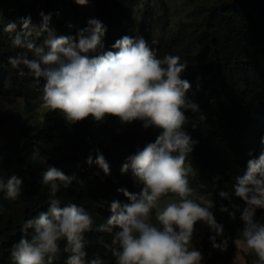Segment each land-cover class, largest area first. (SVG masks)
<instances>
[{"label": "trees", "instance_id": "16d2710c", "mask_svg": "<svg viewBox=\"0 0 264 264\" xmlns=\"http://www.w3.org/2000/svg\"><path fill=\"white\" fill-rule=\"evenodd\" d=\"M93 1L95 19L105 26L106 33L102 46L91 55L115 51L113 45L124 36L143 37L157 58L177 55L181 62L188 63L182 75L191 85L187 97L206 116L195 130L191 123L185 126L197 141L188 157L192 167L189 180L193 187L203 185L198 189L202 193L212 195L216 221L225 232L217 243L229 240L226 251L215 249L203 264H236L238 248L234 241L242 240L239 233L243 222L240 212L233 220L220 211L222 204L229 206L220 192L245 207L234 195L235 178L246 171L250 158L264 153V0H218L210 8L193 12L191 20L179 22L175 30L171 29V15L164 1L158 8L147 5L139 21L126 0ZM40 12L50 18L49 27L58 36L77 37L88 27L87 9L74 0H44ZM27 18L32 26L43 23L42 17L36 19L30 0H0V96L6 89L22 100L10 114L0 116V177L6 180L15 175L23 182L22 194L16 201L5 199L0 192V264H14L11 249L25 235V222L48 210L50 192L43 177L50 166L74 177L69 187L60 184L57 197L61 206L75 203L83 207L93 217L95 227L111 215L105 201L130 203L118 189L126 188L133 194L142 190L131 170L125 174L121 169L130 155L155 142L159 134L155 128L145 129L142 121L121 124V131L92 118L71 124L62 113L50 110L41 121H34L45 81L37 83L31 76L18 75L19 69L13 68L8 58L22 50L12 47L10 34L4 31L9 23L22 31L21 21ZM42 39L37 42L42 43ZM186 115L192 119L199 114L189 111ZM37 149L45 160L32 162ZM96 149L109 164V175L95 164H87L89 155L95 159ZM255 219L264 222V209H257ZM100 238L110 244L112 235L96 231L86 234V260L99 257L103 264H116L111 251L97 242ZM209 244L207 239L206 250ZM64 246L62 242L53 264H66ZM243 256L244 264H254V253L248 251Z\"/></svg>", "mask_w": 264, "mask_h": 264}, {"label": "clouds", "instance_id": "9594fccd", "mask_svg": "<svg viewBox=\"0 0 264 264\" xmlns=\"http://www.w3.org/2000/svg\"><path fill=\"white\" fill-rule=\"evenodd\" d=\"M74 2L86 6L88 0ZM41 17L39 26H32L27 18L21 21L22 31H16L13 23L4 31L10 34L12 47L22 50L8 58L11 66L19 69L18 75L31 76L37 83L45 81L42 108L59 111L71 124L89 118L100 123L114 117L122 125L142 121L145 129L155 128L159 134L155 142L130 155L121 169L125 174L131 170L142 190L133 194L126 188L118 189L130 203L105 201L111 215L95 227L93 217L83 207L75 203L61 206L57 197L60 184L67 188L74 177L50 166L43 177L50 192L48 210L25 222V235L11 249L14 264H53L62 242L66 264H103L99 257L86 260V234L92 231L112 235L110 244L103 238L97 242L111 251L116 264H202L201 252L191 243L200 222L215 233L210 237L212 247L226 251L228 239L217 243L224 228L214 217L211 194L202 193L198 189L204 186L193 187L189 180L188 157L197 141L185 126L191 123L195 130L206 116L187 97L191 85L182 75L188 63L177 55L157 58L143 37L124 36L113 45L115 51L91 55L102 46L106 33L98 19H90L77 37H68L58 36L49 27L50 18L43 13ZM41 37L42 43H38ZM189 111L199 115L190 119L186 115ZM95 151V159L89 155L87 164H95L109 175L104 155L99 149ZM42 160L45 157L35 150L31 161ZM22 183L15 175L6 180L0 177V192L5 199L16 201L22 194ZM234 195L245 207L222 191L220 197L229 206L222 204L220 211L233 220L241 213L242 240L234 242L254 253V264H264V222L255 219L257 209H264V153L250 158L246 171L235 178Z\"/></svg>", "mask_w": 264, "mask_h": 264}, {"label": "rangeland", "instance_id": "374dc122", "mask_svg": "<svg viewBox=\"0 0 264 264\" xmlns=\"http://www.w3.org/2000/svg\"><path fill=\"white\" fill-rule=\"evenodd\" d=\"M31 3H33L34 8V15L36 19H40L41 12L40 8L42 7L44 0H30ZM164 1L168 7L169 12L171 15V29L175 30L179 22L181 21H187L191 20L193 12L198 10L199 8H210L211 6L215 5L218 0H198L196 2H189L188 0H126L127 4L133 9L137 20L139 21L141 18V15L144 11V9L147 7V5H154L158 8V6L161 5V2ZM88 13H89V20L95 19L96 17V9L95 4L93 0H88V3L86 6H84ZM22 100L19 98L14 97L10 93L7 92L5 89L3 94L0 96V116L2 115H8L11 113V111L16 108L17 106L21 105ZM41 105V102H40ZM39 105L38 110L33 115L34 121H41L44 117V114L46 112L45 108H42ZM105 123H108L110 125L116 126V128L121 131L120 125L121 122L119 120H114L111 118H106L104 120ZM187 166L189 168V171H192V167L190 164L187 163ZM136 183V182H135ZM136 185H140L136 183ZM208 194V193H204ZM212 199V195L210 197ZM213 211V209H212ZM214 214V211H213ZM215 217V214H214ZM216 219V217H215ZM209 235V238H208ZM215 235L210 228L207 226V224L200 222L198 227L196 228L194 232L193 239L191 241L192 246L199 250L202 254V264L206 260L207 257H210L213 252L214 248L212 247L210 237ZM225 235V232H224ZM220 238V237H218ZM217 238V239H218ZM208 239L209 241V247L206 250L204 248V242ZM238 251L235 256V262L236 264H244V253L248 252L245 250L242 243L237 244Z\"/></svg>", "mask_w": 264, "mask_h": 264}]
</instances>
